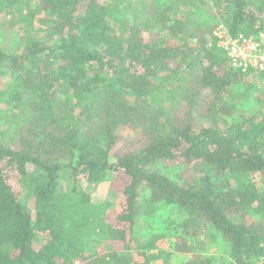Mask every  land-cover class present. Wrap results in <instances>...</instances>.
Listing matches in <instances>:
<instances>
[{"label": "trees", "instance_id": "1", "mask_svg": "<svg viewBox=\"0 0 264 264\" xmlns=\"http://www.w3.org/2000/svg\"><path fill=\"white\" fill-rule=\"evenodd\" d=\"M143 1L0 0V264H154L144 204L183 217L166 248L192 255L182 264H219L207 243L223 264H264V93L261 111L238 108L264 76L234 70L211 37L264 32V0L197 15L199 0ZM129 127L149 142L119 146ZM111 173L107 211L88 188Z\"/></svg>", "mask_w": 264, "mask_h": 264}, {"label": "rangeland", "instance_id": "2", "mask_svg": "<svg viewBox=\"0 0 264 264\" xmlns=\"http://www.w3.org/2000/svg\"><path fill=\"white\" fill-rule=\"evenodd\" d=\"M136 4L141 2L143 3V0H134ZM146 1V0H145ZM220 0H199V6L198 8L193 9V11L196 12L195 15L199 14V10L198 9H203L205 10L206 8H209L210 5H213L215 3H218ZM141 5V4H140ZM33 7L35 8V2H33ZM3 37V44H4V48H6L7 50H11L12 46V42L17 43L16 39H17V34L15 32H8L5 31L3 35H1V37ZM43 36V35H42ZM155 38L159 39L161 37L159 36H155ZM45 41L46 38H44ZM48 43H52L51 41H48ZM3 79V78H2ZM4 87L5 85L7 86L8 84L11 83L12 79H11V75L10 72L7 73V77L5 76L4 79L2 80ZM256 88L252 91V93L250 95L251 98L245 102L244 105H239V111H243L245 114H252L254 112H258L261 111L262 109V105L258 103V99L262 98V94L264 93V91H262L260 89V87L257 86V84L255 83ZM166 88H169L170 90L167 91H174L171 90V88L174 87H169L167 86ZM180 94V91H179ZM164 99H163V105L167 106L169 108H171L173 110V112L175 114H177L178 119H183L185 117L184 114V105L183 103H180V101L178 100L176 103L171 104L172 102V98H173V93L169 94H164ZM178 96V95H177ZM203 98L206 99H211V94L210 92H203L202 95ZM0 126H1V116H0ZM201 125L196 124V126L194 127L195 132H198L201 129ZM116 134L118 135V142H119V146L123 147L124 143L126 141L129 140H138L136 142H139L141 144L147 143L150 140V137L147 135L145 129H139V130H131V127L129 128H120ZM123 145V146H122ZM166 164V163H165ZM168 166H171V164L167 163ZM179 166V165H176ZM172 167V166H171ZM180 167V166H179ZM114 174H109V176H107L106 180L103 182V184H101L100 186H96L94 188H88L89 190V194L92 198V201L95 205H99V206H103L105 207V209L107 211L110 210H114L117 207V201H118V193L115 191L114 189V182L117 183L116 187L119 189V184L120 182L117 180H114ZM254 177H252V180L254 181H258L259 180V176H257L256 174L253 175ZM72 181H70L68 184H71ZM119 186V187H118ZM85 187V186H83ZM145 207V224H149L150 228L147 230V232L145 233V236H143L140 239V245H146L150 242V240L154 239H158L157 240V245L159 246L160 249H164L163 255L161 257H163L160 260L155 261L154 264H182L186 261H188L191 258V254H186V253H172L169 250H167L166 248L170 247L168 246L169 241L172 239L173 237L172 235H170V231L168 230L169 228H173L176 224H178V221L180 219H182L183 217H181L179 214L174 213L171 215H161L160 213H154L155 211L153 210V213H149V208H151L149 205L144 204ZM156 209V208H154ZM151 210V209H150ZM159 211V210H158ZM153 214V215H152ZM114 222V221H113ZM144 225V224H142ZM158 236H161L160 238ZM40 243V242H39ZM42 243V242H41ZM207 251L204 252L203 254H200L202 256H217L220 258V261L218 262L219 264H223V258H228L226 257V252L220 251L219 248L215 245L212 244H208L207 243ZM139 246V245H138ZM159 248L157 247L156 249L152 250V253H157V250H159Z\"/></svg>", "mask_w": 264, "mask_h": 264}, {"label": "built area", "instance_id": "3", "mask_svg": "<svg viewBox=\"0 0 264 264\" xmlns=\"http://www.w3.org/2000/svg\"><path fill=\"white\" fill-rule=\"evenodd\" d=\"M211 37L234 70L264 76V32L257 36L234 35L220 24ZM259 87L264 91V79Z\"/></svg>", "mask_w": 264, "mask_h": 264}]
</instances>
